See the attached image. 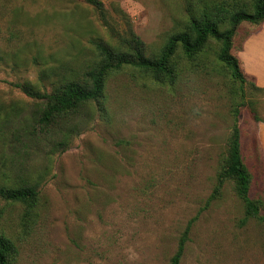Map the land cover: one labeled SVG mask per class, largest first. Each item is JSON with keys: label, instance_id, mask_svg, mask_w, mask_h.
I'll return each mask as SVG.
<instances>
[{"label": "rangeland", "instance_id": "1", "mask_svg": "<svg viewBox=\"0 0 264 264\" xmlns=\"http://www.w3.org/2000/svg\"><path fill=\"white\" fill-rule=\"evenodd\" d=\"M100 1L104 20L83 0H0V108L15 109L9 130L41 108L13 84L49 93L55 76L43 70L80 75L97 61L94 42L115 46L133 34L151 53L188 17L185 0ZM234 38L231 53L264 86V23L242 24ZM216 52L207 46L197 67L180 62L171 85L124 69L107 79L104 113L88 106L48 135L21 132L20 143L0 135V186L23 179L39 191L27 226L23 206L3 209L13 264H168L188 224L180 264H264V122L253 121L245 101L241 154L263 221L241 223L232 182L208 201L240 103ZM255 99L263 120L264 95Z\"/></svg>", "mask_w": 264, "mask_h": 264}, {"label": "trees", "instance_id": "2", "mask_svg": "<svg viewBox=\"0 0 264 264\" xmlns=\"http://www.w3.org/2000/svg\"><path fill=\"white\" fill-rule=\"evenodd\" d=\"M188 17L182 28L167 36L164 44L151 53L146 52L145 45L135 35L130 34L113 46L106 43L94 42L97 61L88 70L75 77H66L51 68L43 70L48 77L55 76L50 92L41 91L29 82L15 83L25 96L41 102L37 114L27 122L19 120L16 127L11 128L14 118L13 108H0V135L9 132L10 140L20 143V136L37 137L47 134L72 116L79 114L88 106H98L104 113L105 87L107 79L130 68L149 77L154 83L174 84L180 74V65L186 61L192 66H200L202 55L210 44L217 46L216 61L222 65L229 78L236 84L235 96L239 104L233 109L232 123L225 141V154L221 160L216 175V183L208 201H214L221 195L226 182H232L235 194L243 205L244 217L241 223L249 220L263 221L260 215L262 202L252 199L250 187L252 175L243 161L241 154V130L239 127L240 106L246 102L250 108L252 119L263 123L255 109L256 94L264 95V88L257 86L256 80L248 76L242 68L240 60L231 53L234 37L242 24L258 28L264 23V0H185ZM94 9L99 18L104 20L103 4L100 0H83ZM248 84L249 89L244 86ZM234 93V92H233ZM248 100H245L246 97ZM245 101V102H244ZM10 126V127H9ZM7 129V131L5 130ZM23 132V135L20 133ZM24 138V139H25ZM39 191L35 183L21 179L13 186H0V220L3 209L7 205L23 206L22 223L25 226L31 220L39 200ZM1 222V221H0ZM190 224L180 235L176 251L168 264H180L186 243L189 240ZM17 256L15 243L6 236L0 226V264H13Z\"/></svg>", "mask_w": 264, "mask_h": 264}, {"label": "crops", "instance_id": "3", "mask_svg": "<svg viewBox=\"0 0 264 264\" xmlns=\"http://www.w3.org/2000/svg\"><path fill=\"white\" fill-rule=\"evenodd\" d=\"M259 87H264V86L262 85V86H259ZM259 140H260L259 144L261 145V148H262V151H263V154H264V131H263L261 126H259Z\"/></svg>", "mask_w": 264, "mask_h": 264}]
</instances>
